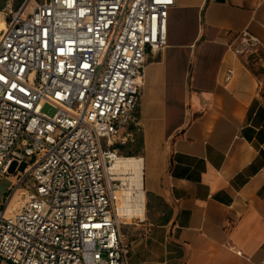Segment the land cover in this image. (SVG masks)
<instances>
[{
    "label": "built area",
    "instance_id": "1",
    "mask_svg": "<svg viewBox=\"0 0 264 264\" xmlns=\"http://www.w3.org/2000/svg\"><path fill=\"white\" fill-rule=\"evenodd\" d=\"M174 3L23 0L10 10L0 31V181L12 182L0 264H128L114 145L137 121L144 65L167 46ZM241 37L242 51L264 50Z\"/></svg>",
    "mask_w": 264,
    "mask_h": 264
},
{
    "label": "crops",
    "instance_id": "2",
    "mask_svg": "<svg viewBox=\"0 0 264 264\" xmlns=\"http://www.w3.org/2000/svg\"><path fill=\"white\" fill-rule=\"evenodd\" d=\"M264 0H175L144 65L143 236L128 264H264ZM232 73L229 74L228 71Z\"/></svg>",
    "mask_w": 264,
    "mask_h": 264
},
{
    "label": "bare ground",
    "instance_id": "3",
    "mask_svg": "<svg viewBox=\"0 0 264 264\" xmlns=\"http://www.w3.org/2000/svg\"><path fill=\"white\" fill-rule=\"evenodd\" d=\"M6 21L0 17V31L5 28ZM115 175H123L126 187L117 192L119 216L144 218L145 194L143 189V159L137 156L117 155L112 166Z\"/></svg>",
    "mask_w": 264,
    "mask_h": 264
},
{
    "label": "rangeland",
    "instance_id": "4",
    "mask_svg": "<svg viewBox=\"0 0 264 264\" xmlns=\"http://www.w3.org/2000/svg\"><path fill=\"white\" fill-rule=\"evenodd\" d=\"M22 1L23 0H0V17L7 21L10 17V10L18 9ZM239 40L242 41V37L239 38ZM44 111L50 115H53L56 112V109L51 106H46ZM118 144L125 145V147L117 148L116 145ZM114 146L118 150V155L120 156L140 157L138 154L140 148V146L138 145V140H127L124 143H117ZM122 176L123 175H116V178L122 184L121 190L119 192L123 191V188L126 187L125 181L122 179ZM11 184L12 182L8 178H3L0 181V201L7 195V189L10 187ZM118 205L119 201L117 203V206ZM119 218L121 221V232L123 234L124 240L132 249L133 245L143 236L142 227L140 226L141 223L139 222L140 217L138 215L132 217L122 215Z\"/></svg>",
    "mask_w": 264,
    "mask_h": 264
},
{
    "label": "trees",
    "instance_id": "5",
    "mask_svg": "<svg viewBox=\"0 0 264 264\" xmlns=\"http://www.w3.org/2000/svg\"><path fill=\"white\" fill-rule=\"evenodd\" d=\"M137 140H138V145L140 146V145H141L140 138H137ZM116 147H117V148H124L125 145H120V144H118V145H116Z\"/></svg>",
    "mask_w": 264,
    "mask_h": 264
}]
</instances>
